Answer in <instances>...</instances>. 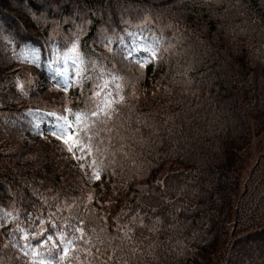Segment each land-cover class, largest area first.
I'll return each mask as SVG.
<instances>
[{
	"label": "trees",
	"instance_id": "obj_1",
	"mask_svg": "<svg viewBox=\"0 0 264 264\" xmlns=\"http://www.w3.org/2000/svg\"><path fill=\"white\" fill-rule=\"evenodd\" d=\"M31 70L78 90L42 107L77 170L29 144L38 96L0 92V264H30L25 244L38 264L75 227L72 264H264V150L225 228L239 154L264 133V0H0V82ZM105 81L124 98L109 122L119 134L74 159L57 118L75 124Z\"/></svg>",
	"mask_w": 264,
	"mask_h": 264
},
{
	"label": "snow or ice",
	"instance_id": "obj_2",
	"mask_svg": "<svg viewBox=\"0 0 264 264\" xmlns=\"http://www.w3.org/2000/svg\"><path fill=\"white\" fill-rule=\"evenodd\" d=\"M32 55H35L34 51L32 52ZM153 59H155V56H153ZM113 79L115 80L117 79V77H113ZM107 86V81H105L103 85H97V88L99 90L94 93V96L92 98H90L95 102L94 108L86 113H75V124L70 122L66 116H60L57 118L58 120L63 121V123L55 126L57 128V131L53 134L63 142V144L66 146V150L73 154L74 159L79 160L84 158L83 155L77 156V151L86 154L87 156H91L94 150L101 151L100 145L94 143L101 132H115L117 135L119 134L118 129H114L113 127H111L109 125V122L113 120L114 115L117 113L115 105L121 104L124 98L123 96H120L119 99H113L112 93L110 91L105 92ZM116 87L117 89H119L120 86L117 84ZM116 94L119 96V91H117ZM68 111L70 112L71 110L69 109ZM89 117H94L95 119L89 120ZM114 138L115 136L112 137V139ZM121 147H123V145H121ZM83 167L84 165L82 164L81 168ZM89 167L93 168V176L90 177V179H99L100 170L97 166V162L93 160L92 164L89 165ZM89 200H91V197H89ZM7 215H11V213H8ZM69 227L71 228L73 226ZM17 231L24 230L18 227ZM46 231L47 230L42 229L38 235L44 236ZM74 231L80 233V235L72 236L70 239H67L62 247L61 245L53 243L47 250V259H40L38 264H65V262H67V264H72L73 260L79 259V257L73 255V253L77 250L74 246L73 241L83 239L84 229L81 227H75ZM22 239L28 240V236L25 235L22 237ZM57 239L64 241L65 233L61 232L60 235L57 236ZM52 240V235H48L46 241L44 243H41L39 247L44 248L45 243L51 242ZM24 248H31V253H29L28 251H24L23 253L25 256H31L32 259L30 260V264H36L35 258L43 255V253L38 252L35 247H32L29 244H25ZM109 259H111V257Z\"/></svg>",
	"mask_w": 264,
	"mask_h": 264
},
{
	"label": "rangeland",
	"instance_id": "obj_3",
	"mask_svg": "<svg viewBox=\"0 0 264 264\" xmlns=\"http://www.w3.org/2000/svg\"><path fill=\"white\" fill-rule=\"evenodd\" d=\"M44 73L41 71H27L23 75H17L11 78L8 82H0V92L5 91L9 88L13 94L17 95L22 90L32 91L36 97L35 105L38 108L39 118L34 124V128L38 134V139H29V144L36 145L38 148L49 152L52 161L60 168H64L67 172L74 173L77 170V165L72 158H69L68 154L60 149L53 141L47 138L45 131L49 124L50 118H53L48 112L42 110V107L50 109L52 111L60 109L62 100L69 104L71 99L78 90L75 88L73 81L68 82H57L58 86L63 87V91L56 90L55 81L48 82L43 77ZM55 85V86H54ZM65 86V87H64ZM64 88H67L64 91ZM132 92H135L132 90ZM133 96L137 97L136 93H132ZM140 96V94H139ZM138 96V97H139ZM70 100V101H69ZM69 101V102H68ZM140 102L143 100H139ZM40 122V123H39ZM47 122V123H46ZM8 142L7 146H10ZM264 150V133L258 136H252L250 143L246 149L239 154V160L236 165L237 184L232 194V208L226 222L225 228L230 229L233 221L234 204L237 196L243 190V184L246 181L251 168L257 162L259 154Z\"/></svg>",
	"mask_w": 264,
	"mask_h": 264
},
{
	"label": "bare ground",
	"instance_id": "obj_4",
	"mask_svg": "<svg viewBox=\"0 0 264 264\" xmlns=\"http://www.w3.org/2000/svg\"><path fill=\"white\" fill-rule=\"evenodd\" d=\"M40 123V122H39ZM47 123V122H46Z\"/></svg>",
	"mask_w": 264,
	"mask_h": 264
}]
</instances>
